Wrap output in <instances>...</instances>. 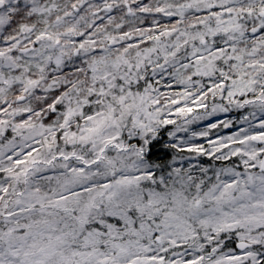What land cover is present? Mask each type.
<instances>
[{"label":"snow or ice","instance_id":"1","mask_svg":"<svg viewBox=\"0 0 264 264\" xmlns=\"http://www.w3.org/2000/svg\"><path fill=\"white\" fill-rule=\"evenodd\" d=\"M0 264H264V0H0Z\"/></svg>","mask_w":264,"mask_h":264}]
</instances>
